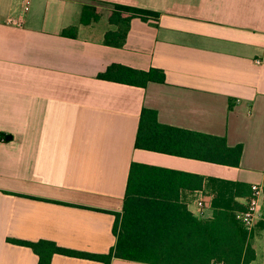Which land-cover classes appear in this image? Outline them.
<instances>
[{"label":"crops","instance_id":"0c3cea01","mask_svg":"<svg viewBox=\"0 0 264 264\" xmlns=\"http://www.w3.org/2000/svg\"><path fill=\"white\" fill-rule=\"evenodd\" d=\"M91 1L161 16L133 20L124 47H111L109 7L100 5L98 23L80 24ZM73 26L77 38L62 36ZM114 64L163 70L166 82L141 88L99 79ZM144 109L163 125L241 145L240 166L136 149ZM0 133V264H39L14 240L110 253L133 163L204 178L180 200L212 218L209 179L264 188V0H0ZM261 221L251 264H264ZM51 264L103 263L55 255Z\"/></svg>","mask_w":264,"mask_h":264},{"label":"trees","instance_id":"16d2710c","mask_svg":"<svg viewBox=\"0 0 264 264\" xmlns=\"http://www.w3.org/2000/svg\"><path fill=\"white\" fill-rule=\"evenodd\" d=\"M100 5L110 8L108 22L115 31L105 35V45L123 48L135 19L157 23L155 11L91 1L82 8L80 24L90 26L102 19ZM78 26L65 29L62 36L77 38ZM99 79L145 88L150 83L164 84L163 70H136L111 65ZM135 148L213 164L239 167L243 147H230L225 138L201 134L159 122L154 110L140 116ZM205 179L167 169L133 163L130 169L122 215H116V245L106 255L90 254L59 247L52 241L25 242L39 264H51L55 255L111 264L113 259L145 264H251L255 250L251 236L239 220L245 210L243 200L252 195L246 183L209 179L215 195L212 218L196 217L180 200L181 190H201ZM261 222H264V216Z\"/></svg>","mask_w":264,"mask_h":264},{"label":"built area","instance_id":"2783aa9c","mask_svg":"<svg viewBox=\"0 0 264 264\" xmlns=\"http://www.w3.org/2000/svg\"><path fill=\"white\" fill-rule=\"evenodd\" d=\"M29 1L26 2L25 11L29 10ZM9 23L12 25L20 26L21 22L14 19H10ZM257 64H261V61H256ZM6 141L4 135L0 133V142ZM198 207L201 211V216L205 211V203L200 200ZM204 216V215H203ZM264 216V188L260 185L252 186V195L245 201V210L239 214V220L243 227L247 231L249 237L252 235L257 223L263 219Z\"/></svg>","mask_w":264,"mask_h":264},{"label":"rangeland","instance_id":"374dc122","mask_svg":"<svg viewBox=\"0 0 264 264\" xmlns=\"http://www.w3.org/2000/svg\"><path fill=\"white\" fill-rule=\"evenodd\" d=\"M252 234H253V233H252ZM250 241H251V243H252V235H251V240H250Z\"/></svg>","mask_w":264,"mask_h":264},{"label":"water","instance_id":"95a60500","mask_svg":"<svg viewBox=\"0 0 264 264\" xmlns=\"http://www.w3.org/2000/svg\"><path fill=\"white\" fill-rule=\"evenodd\" d=\"M9 138H11V137H9Z\"/></svg>","mask_w":264,"mask_h":264}]
</instances>
